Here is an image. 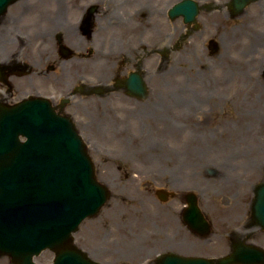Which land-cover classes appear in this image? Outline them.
Masks as SVG:
<instances>
[{"label":"flooded vegetation","instance_id":"flooded-vegetation-1","mask_svg":"<svg viewBox=\"0 0 264 264\" xmlns=\"http://www.w3.org/2000/svg\"><path fill=\"white\" fill-rule=\"evenodd\" d=\"M177 1L20 2L9 17L7 12L0 16V29L9 27L13 33L9 44L4 46L6 75L0 78V103L12 104L28 95L45 96L56 112L73 119L79 116L81 128L86 132L89 129L104 132L108 128L106 122H112L108 119L117 121L118 128L135 120V132L158 136L156 146L159 148L164 142L163 155L154 151L157 153L153 160L165 164L170 180L195 176L194 168L189 172L185 167L188 154L194 150L198 157H190L194 160L190 164L201 163L203 159L208 164H217L218 169L207 167L205 173L215 180L220 178L216 183L223 185L226 169L222 166L237 164L233 162L236 152L232 150L250 148L251 143L204 141V136L207 137V133L233 134L237 128L259 126L251 124L255 122L252 111L235 110V93L231 92L235 84L233 76H191L183 81L172 76L173 66L174 70L187 68L189 44L199 41L213 24L218 38L211 34L203 40L202 50L207 54L218 50L217 39L220 38L230 55L234 50L235 27L243 29L248 41L252 36L260 38L259 46H262L264 0H246L240 9L235 6V0H224L219 8L213 5L215 0H195L198 12L191 22L182 14H169L168 9ZM222 8L225 10L219 22L213 18V13H219ZM34 12L38 13V18L34 19ZM227 67L231 71L233 62H228ZM260 161L258 180H249L254 168L244 169L247 175L244 181L250 183L249 193L242 202L239 191L219 196L225 209L216 218L228 221L234 214L243 219L241 225L223 233L213 229L205 213L210 230L202 236L204 240H212L211 236L224 237L229 247L236 241L253 240L250 213L253 190L264 180V159ZM204 200L207 205L208 196ZM241 203L246 205L245 210L234 213L233 206ZM257 228L264 233L262 227Z\"/></svg>","mask_w":264,"mask_h":264},{"label":"rangeland","instance_id":"rangeland-1","mask_svg":"<svg viewBox=\"0 0 264 264\" xmlns=\"http://www.w3.org/2000/svg\"><path fill=\"white\" fill-rule=\"evenodd\" d=\"M20 2L26 3L29 0H18L9 6L7 17L15 12ZM222 4L224 0L213 2V5L218 8ZM223 10L225 8H222L219 13L215 11L214 15L212 14L213 18L221 22ZM224 21L228 23L226 19ZM215 28L214 24L211 25L209 30L204 31L199 41L189 44L186 53L187 68L181 71L179 68L174 70L173 66L172 76L183 81L191 76L211 78L233 76L235 84L232 85L231 92L235 93L237 105L235 110L237 112L255 111L257 114L255 122L261 128L242 127L237 128L233 134L207 133V137L204 136V141L234 140L237 143H251L250 148L232 150L236 152L233 162L237 164L222 166L226 169L224 180L221 181L223 185L217 184L220 178L215 180L214 177L205 173L207 167L218 169L217 164H208L204 159L199 161L201 163L190 164L194 161L190 157H198L194 150L187 153L188 165L185 167L189 172L194 168L197 172L195 176L182 180L178 178L170 180L166 176L165 164L153 160L158 151L163 155L164 142L159 148L156 146L158 136L135 132L134 122L137 121L134 117H132L134 122L124 123L125 128L122 126L117 128L120 132H112L109 129L104 132L89 129V132H86L81 128L79 116L74 118L82 139L87 143L86 149L94 162L96 176L109 187L110 196L94 216L86 217L81 221L73 236L77 245L86 252H90L91 256L102 264H152L156 253L168 248L192 254L199 253V255L215 256L226 252L228 244L224 237L211 236L212 240L206 241L189 234L183 227L179 217L181 202L178 201V194L182 191L195 192L199 205L211 219L213 229L225 233L242 223L243 219L237 218L234 214V218L228 221L219 220L216 216L225 209L219 199L222 193L233 195L239 191V196L243 197L242 202L249 193V183L260 177L258 171L260 160L264 159V122L257 121L261 119V114L257 111L264 112V42L262 46H259L258 52H253L248 48V40L243 29L235 27L233 52L228 55L224 49V43L219 38L217 39L218 50L210 55L202 50V43L211 34L215 37ZM219 28L222 30L220 26ZM3 29H0V62L2 63L7 56L4 46L8 45L13 38L11 28ZM261 37L264 41V35ZM154 61L156 62V58ZM172 62L178 65V62L175 63L174 60ZM228 62H233L234 67L231 71L227 67ZM203 66L204 69L201 70ZM242 124L247 125V123ZM161 139L164 140V137ZM154 151L157 152L153 153ZM247 167L255 169L249 177L250 182L244 181L247 180V175L244 173ZM238 179L239 184L236 182ZM157 188H166L173 192V196L169 197V200L161 201L155 195ZM205 196H208L207 205L204 203ZM245 208L244 203L236 204L233 206V211L242 213ZM253 232L252 239L256 244L264 245V233H261L258 228H254ZM52 256V252L46 249L34 256V261L47 262ZM0 264L14 263L8 256L0 255Z\"/></svg>","mask_w":264,"mask_h":264},{"label":"water","instance_id":"water-1","mask_svg":"<svg viewBox=\"0 0 264 264\" xmlns=\"http://www.w3.org/2000/svg\"><path fill=\"white\" fill-rule=\"evenodd\" d=\"M14 1L0 0V15ZM244 1L236 0L237 8ZM180 11L190 21L197 4L183 0L170 9L172 15ZM69 118L57 114L41 97L0 108V254L16 264H38L33 255L44 248L54 252L53 260L44 264H100L70 243L81 220L95 215L110 192L97 180L85 144ZM159 195L164 198V191ZM186 195L185 222L206 232L209 225L195 195ZM252 203L254 218L264 227V182L256 187ZM263 263L264 248L242 242L218 258L168 251L155 260V264Z\"/></svg>","mask_w":264,"mask_h":264},{"label":"bare ground","instance_id":"bare-ground-1","mask_svg":"<svg viewBox=\"0 0 264 264\" xmlns=\"http://www.w3.org/2000/svg\"><path fill=\"white\" fill-rule=\"evenodd\" d=\"M32 16L34 17V19L35 18H38L37 16H38V13L37 12H34L33 14H32ZM262 41H263V38H262ZM260 42V38H258V37H254V36H252L251 37V39L249 40V41H247V43H248V45H249V47L248 48H250V50L252 49V51L254 52H258V49H259V43ZM262 48V47H261ZM257 113H259V114H261V119H258L257 121H259L260 122V120H262L263 118H264V112H262V111H257ZM252 114H253V118H252V120L253 121H256L255 119V116H254V114L255 115H257L256 114V112L255 111H252ZM115 119H117V117H115ZM108 120H111L112 122H110V121H108V122H106L107 123V125H108V128L107 129H109V131L111 130L112 132L113 131H116V132H120L117 128V125H116V123H117V121H114V119H108ZM121 122V121H120ZM251 124H254V125H256V126H259L258 124H257V122H253V123H251ZM122 127H124L123 125H122ZM125 128V127H124ZM250 128H255V127H253V126H251ZM256 128H261L260 126L259 127H256ZM255 128V129H256ZM104 131V130H103Z\"/></svg>","mask_w":264,"mask_h":264}]
</instances>
